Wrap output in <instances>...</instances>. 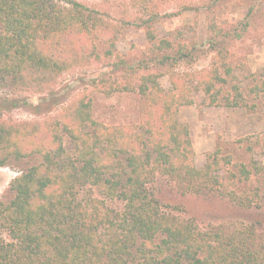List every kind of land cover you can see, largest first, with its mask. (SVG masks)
Instances as JSON below:
<instances>
[{"label":"trees","instance_id":"trees-1","mask_svg":"<svg viewBox=\"0 0 264 264\" xmlns=\"http://www.w3.org/2000/svg\"><path fill=\"white\" fill-rule=\"evenodd\" d=\"M137 1L149 13L144 25L154 60L167 66L181 59L184 46L172 53L174 42L160 39L154 28L155 6L163 0ZM71 3L0 0V90L39 92L95 52L93 38L108 27L95 10ZM252 17L250 11L241 30L224 31L210 21L213 43L231 33L241 36ZM173 34L179 37L182 31ZM217 53L210 71L187 75L198 79L196 88L214 96L217 86L231 84L238 104L242 64L232 63L224 49ZM158 77L147 74L137 88L139 125L98 122L91 102L83 99L44 124L0 120V167L41 156L11 180L13 196L0 198V264H264V234L255 226L203 229L194 218L165 211L150 190L160 173L171 176L182 193L209 191L247 207L264 205V188L246 185L264 171L259 161L248 164L219 148L208 154L205 167L197 168L190 128L174 109L175 103L192 102L191 89L174 82L181 92L171 95ZM249 93L264 99V69ZM66 134L74 145L70 148L64 144ZM256 137L240 141L261 143ZM248 149L258 151L252 144Z\"/></svg>","mask_w":264,"mask_h":264},{"label":"rangeland","instance_id":"rangeland-1","mask_svg":"<svg viewBox=\"0 0 264 264\" xmlns=\"http://www.w3.org/2000/svg\"><path fill=\"white\" fill-rule=\"evenodd\" d=\"M55 1L66 6L77 1L95 10L101 23L108 28L101 31L103 34L100 37L93 38L95 52L60 73L50 86L39 92L1 89L0 120L44 124L59 116L72 103L83 99L91 102L92 118L98 122L139 125L142 95L137 88L144 76L154 73L159 74L162 89L171 95L179 96L181 92L174 87V82L184 83L191 89L192 102L175 103L174 109L179 120L190 128L197 168L205 167L208 154L219 148L222 154L230 153L236 160L251 164V160L255 159L264 165V99L249 93V88L264 69V0L159 2L155 6L158 15L154 20L158 37L174 42L172 53L184 46L182 58L172 60L167 66L154 60L156 56L146 37L144 25L149 13L139 1ZM250 11L253 17L247 31H242L241 36L232 33L231 36H221L213 43L210 21H215L224 31L234 27L241 30L240 22L248 17ZM177 30L182 31L179 37L173 34ZM221 49L232 63L242 64L238 73L244 78L241 84L243 99L238 104V94L231 84L217 86V96L206 93L201 85L200 88L195 87L198 79L193 76L210 71ZM117 87L127 90L114 91ZM228 98L232 103H228ZM257 134L261 138L259 144L250 143L249 139L240 141L244 137L257 138ZM64 144L67 148L74 146L67 134L64 135ZM250 144L258 151H250ZM40 160L41 156L36 154L0 167V198L9 200L14 194L10 190L11 180ZM239 185V189H243V184ZM246 185L248 188L254 185L264 188V171L253 175ZM149 187L165 211L184 219L194 218L203 229L212 225H225L230 229L253 225L264 234V205L247 207L209 191L182 193L171 176L160 173L149 183ZM93 190L99 197L98 191ZM108 203L116 208L122 205L119 201Z\"/></svg>","mask_w":264,"mask_h":264}]
</instances>
